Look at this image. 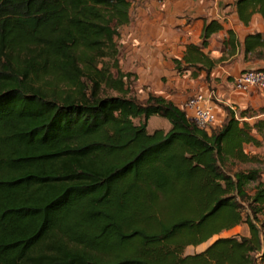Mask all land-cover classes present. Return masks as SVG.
<instances>
[{
  "label": "trees",
  "instance_id": "16d2710c",
  "mask_svg": "<svg viewBox=\"0 0 264 264\" xmlns=\"http://www.w3.org/2000/svg\"><path fill=\"white\" fill-rule=\"evenodd\" d=\"M129 7L128 0H0V264H264L260 172L223 168L227 159L254 160L243 145L261 144L253 131L264 135V119L250 123L247 109L237 114L221 104L225 117L200 129L162 95L101 96L92 76L102 79L97 64L115 54L112 40L129 22ZM235 7L244 24L254 14L264 20V0H235ZM221 28L204 24L201 45ZM195 49L174 59L178 72L199 62ZM243 50L244 59L264 61V31L247 34ZM153 115L170 128L148 133ZM175 142L179 150L160 163L165 169L150 174L170 191L183 179L191 216L157 221L153 231L131 228L119 183ZM240 223L247 235L218 236L183 253Z\"/></svg>",
  "mask_w": 264,
  "mask_h": 264
},
{
  "label": "crops",
  "instance_id": "0c3cea01",
  "mask_svg": "<svg viewBox=\"0 0 264 264\" xmlns=\"http://www.w3.org/2000/svg\"><path fill=\"white\" fill-rule=\"evenodd\" d=\"M140 3L137 18L140 22H148L150 30L142 24L140 31L129 38L140 51L145 50L141 56L142 61L149 62L148 70L174 75L173 80L180 84L178 92L164 91L162 96L182 106L190 96L216 87L225 95L222 105L230 108V104L244 107L261 101L257 89L240 91L232 82L235 75L264 66V61L248 60V55L244 59L243 50L247 34L264 31V20L259 14H254L249 23L244 24L238 17L235 0H142ZM210 21H217L222 28L210 34L206 45L202 46V28ZM188 46L197 47L198 52L193 55L200 60L180 73L175 68L174 59H181ZM210 61L213 66L207 70ZM168 85L172 87L169 81L166 87ZM214 108L219 123L225 113L216 106ZM253 133L256 136L257 132Z\"/></svg>",
  "mask_w": 264,
  "mask_h": 264
},
{
  "label": "rangeland",
  "instance_id": "374dc122",
  "mask_svg": "<svg viewBox=\"0 0 264 264\" xmlns=\"http://www.w3.org/2000/svg\"><path fill=\"white\" fill-rule=\"evenodd\" d=\"M129 7V22L125 25L119 26L118 35L113 37L112 45L113 50L116 51L112 54V57L105 56L97 64L98 73L101 75L102 79L92 76L94 80L99 83V94L101 96H115L119 94H125L130 96H136L139 98L146 97L148 92H153L156 94H161L166 91L167 93L174 94L180 90V84L173 80L174 75H165V72H154L148 70L149 65L145 59L142 61V54L145 50L140 51L138 47L134 45L131 41L130 35L140 31V27L143 24L144 28L150 30V25L148 22L139 21L137 18V7L142 6V0H128ZM143 9H145L143 7ZM106 50V47H104ZM114 55V56H113ZM252 69V68H251ZM254 69V68H253ZM122 74V90L117 88L118 75ZM50 79L49 76H44L40 82ZM172 83V87L168 85L166 87V82ZM233 82V80H232ZM90 86V82H86ZM166 89L164 90V88ZM219 89L216 87H209L204 89L203 94L210 96L209 100L216 106L219 110L223 111L221 104L225 100L224 93H218ZM258 95L261 96V101L254 105L247 106H236L230 104L232 109L239 113L242 109H247L246 120L250 123L256 118L264 119V88L256 90ZM138 120L135 119V122ZM170 128V123L167 119L153 115L147 121V132L152 133L155 129H163L164 131ZM256 134V133H255ZM260 139L261 144L259 146H254L251 144H244L243 151L249 156L253 157V161L239 162L233 159H227L223 168L228 174H233L238 171H247L249 169L257 168L260 172V180L264 182V135L256 134ZM180 144L175 142L162 153L159 154L161 160L145 161L139 171L138 176L134 172L129 173L121 183L120 192L122 193V200H125V210L124 215L126 217L133 218L131 228L145 229L147 231H153L157 229V221H162L168 223L170 221H175L180 218H187L192 214V207L188 201V191L184 190L183 179L172 180L174 183L173 191H170L169 185H164L157 188L155 181L151 176L150 172L155 166H160L163 170L165 169L160 163L162 159L167 157L169 154L174 153L179 150ZM169 175H172L170 170H166ZM148 176V178H146ZM135 179L134 188H130L129 185ZM254 183L251 182L247 185L246 189L248 193H252ZM155 191L157 196L155 198H150L145 195L146 191ZM136 200V201H135ZM133 201V202H132ZM132 202V204H131ZM245 210V208H243ZM244 214V212H242ZM220 224V221L218 220ZM248 227L245 223H240L239 225L220 232L215 235L207 242L200 244L198 246H187L183 253L193 254L195 252L203 250L213 239L218 236H240L247 235ZM138 238L131 240L133 246L127 245L124 248L126 254H130L136 247Z\"/></svg>",
  "mask_w": 264,
  "mask_h": 264
},
{
  "label": "built area",
  "instance_id": "2783aa9c",
  "mask_svg": "<svg viewBox=\"0 0 264 264\" xmlns=\"http://www.w3.org/2000/svg\"><path fill=\"white\" fill-rule=\"evenodd\" d=\"M233 85L237 90L247 91L250 88H264V70L249 69L233 77ZM203 92H198L187 98L182 107L189 118L200 129L214 127L218 123L213 104Z\"/></svg>",
  "mask_w": 264,
  "mask_h": 264
}]
</instances>
